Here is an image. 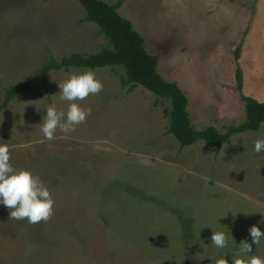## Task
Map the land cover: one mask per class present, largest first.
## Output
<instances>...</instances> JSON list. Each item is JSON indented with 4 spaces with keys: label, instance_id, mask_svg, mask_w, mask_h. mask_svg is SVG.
Instances as JSON below:
<instances>
[{
    "label": "rangeland",
    "instance_id": "1",
    "mask_svg": "<svg viewBox=\"0 0 264 264\" xmlns=\"http://www.w3.org/2000/svg\"><path fill=\"white\" fill-rule=\"evenodd\" d=\"M119 11L159 57L160 74L187 93L197 129L244 122L242 94L264 101V0H123ZM109 45L78 0H0V103L48 59ZM85 71L103 83L75 101L92 115L48 141L46 108L66 114L71 103L60 100L59 83ZM124 79L119 66L53 71L1 112L10 164L38 175L55 204L36 224L0 205V264H214L224 256L231 264L229 254L251 242L249 229L264 219V152L254 151L264 123L219 150L204 140L182 147L167 132L168 102ZM214 230L229 234L227 248L211 245Z\"/></svg>",
    "mask_w": 264,
    "mask_h": 264
},
{
    "label": "trees",
    "instance_id": "2",
    "mask_svg": "<svg viewBox=\"0 0 264 264\" xmlns=\"http://www.w3.org/2000/svg\"><path fill=\"white\" fill-rule=\"evenodd\" d=\"M87 11V20L99 26V33L105 35L110 45L96 53L74 52L58 60L48 59L29 78L9 86L0 103V114L19 95L24 94L39 80H46L53 71H68L76 68H101L105 66L123 67L126 72L124 83L132 89L141 85L153 92L159 99L168 102L164 108L169 126L167 132L175 136L182 147L191 146L204 140L211 147L217 148L228 143L237 133L258 131L264 123V101L241 95L245 102L246 119L239 125H231L226 132L214 126L197 129L189 112V97L176 82L166 80L159 72V57L151 54L145 44L144 36L134 28L128 18L121 15L119 9L123 4L120 0L110 4L104 0H78ZM242 45L235 52L237 89L244 88V72L239 65Z\"/></svg>",
    "mask_w": 264,
    "mask_h": 264
},
{
    "label": "clouds",
    "instance_id": "3",
    "mask_svg": "<svg viewBox=\"0 0 264 264\" xmlns=\"http://www.w3.org/2000/svg\"><path fill=\"white\" fill-rule=\"evenodd\" d=\"M59 87L60 100L71 103L66 114L63 110H58L55 104L46 108L41 132L48 141L55 139L58 129L63 133L74 132L76 125L85 122L92 115L90 107L85 109L75 101H83L90 94L100 93L103 90V83L94 71H85L71 74L63 83H59ZM254 151L257 154L264 152V137L256 139ZM54 204L55 200L44 181L31 170L17 171L10 164L9 146L0 144V205L10 210V218L21 221L27 219L29 224L47 221L54 213ZM259 224H264V219H261ZM259 224L249 229L251 242H242L229 254L232 258L231 264H264V255L258 252L259 246L264 242V231H261ZM253 244L257 245L255 254ZM211 245L217 249L227 248L229 234L223 230H214ZM212 259L214 264H228L226 256Z\"/></svg>",
    "mask_w": 264,
    "mask_h": 264
}]
</instances>
